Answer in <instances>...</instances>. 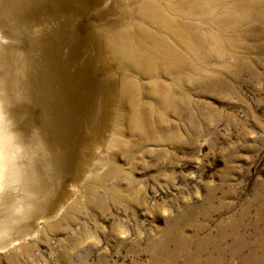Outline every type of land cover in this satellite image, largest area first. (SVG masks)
I'll return each mask as SVG.
<instances>
[{
    "label": "rangeland",
    "instance_id": "1",
    "mask_svg": "<svg viewBox=\"0 0 264 264\" xmlns=\"http://www.w3.org/2000/svg\"><path fill=\"white\" fill-rule=\"evenodd\" d=\"M143 1L0 0V101L46 144L26 210L0 197V264H264V0L173 12L208 15L186 22L190 61L158 80L106 45L134 24L156 31Z\"/></svg>",
    "mask_w": 264,
    "mask_h": 264
},
{
    "label": "bare ground",
    "instance_id": "2",
    "mask_svg": "<svg viewBox=\"0 0 264 264\" xmlns=\"http://www.w3.org/2000/svg\"><path fill=\"white\" fill-rule=\"evenodd\" d=\"M160 2L158 0H144L137 7V12L143 15L146 23L154 26L155 32L148 30L142 24H134L132 30H119L112 33L106 42L108 53L116 63L141 75H151L150 79L152 80H158L159 77L157 76L163 75L164 71H169L171 74L172 69V73L176 72L177 65L186 62V58L190 61L189 49L192 48V45L194 46L197 37L196 32L190 30L186 22L194 23L193 15H196L197 18L200 17V19L208 15V11L200 9L190 12L188 15L185 14V18H181L177 14L175 16L173 12L184 7L190 9L189 0H170L169 3L166 2L165 4L163 1ZM239 3L245 7V12L250 13L251 4L248 0H240ZM226 7H228V3H225L224 9ZM188 71L189 68L178 74H190ZM156 86H152V93L160 95L154 89ZM137 90V83L132 80L123 86V93L128 95V102L131 106L130 118L135 122L134 127L140 128L145 133L150 129L149 127L144 129L142 123L145 121L148 123L151 110L149 107L146 111H141L145 107L142 108L139 104L140 99ZM2 229L0 232L3 231Z\"/></svg>",
    "mask_w": 264,
    "mask_h": 264
},
{
    "label": "clouds",
    "instance_id": "3",
    "mask_svg": "<svg viewBox=\"0 0 264 264\" xmlns=\"http://www.w3.org/2000/svg\"><path fill=\"white\" fill-rule=\"evenodd\" d=\"M10 106L0 101V197H16V211L26 210L25 201L33 194L26 186V173L38 154L46 151L39 130L34 129L29 141L12 117Z\"/></svg>",
    "mask_w": 264,
    "mask_h": 264
}]
</instances>
